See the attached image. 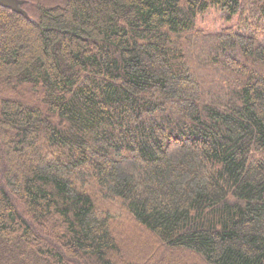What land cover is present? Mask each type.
I'll return each instance as SVG.
<instances>
[{
    "label": "trees",
    "instance_id": "trees-1",
    "mask_svg": "<svg viewBox=\"0 0 264 264\" xmlns=\"http://www.w3.org/2000/svg\"><path fill=\"white\" fill-rule=\"evenodd\" d=\"M25 1L0 7V264H264V0ZM213 8L236 27L198 29Z\"/></svg>",
    "mask_w": 264,
    "mask_h": 264
},
{
    "label": "rangeland",
    "instance_id": "rangeland-1",
    "mask_svg": "<svg viewBox=\"0 0 264 264\" xmlns=\"http://www.w3.org/2000/svg\"><path fill=\"white\" fill-rule=\"evenodd\" d=\"M236 21V17L229 19L226 12L218 8H213L198 18L197 26L198 29L200 27L203 31L218 32L226 27H236ZM212 80H215V78L212 77Z\"/></svg>",
    "mask_w": 264,
    "mask_h": 264
},
{
    "label": "water",
    "instance_id": "water-1",
    "mask_svg": "<svg viewBox=\"0 0 264 264\" xmlns=\"http://www.w3.org/2000/svg\"><path fill=\"white\" fill-rule=\"evenodd\" d=\"M25 0H0V7L7 8L17 14L27 15L22 6L25 4Z\"/></svg>",
    "mask_w": 264,
    "mask_h": 264
}]
</instances>
